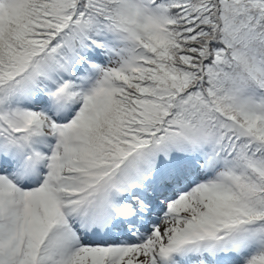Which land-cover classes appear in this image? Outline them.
Masks as SVG:
<instances>
[{
    "label": "snow or ice",
    "instance_id": "obj_1",
    "mask_svg": "<svg viewBox=\"0 0 264 264\" xmlns=\"http://www.w3.org/2000/svg\"><path fill=\"white\" fill-rule=\"evenodd\" d=\"M0 264H264V0H0Z\"/></svg>",
    "mask_w": 264,
    "mask_h": 264
}]
</instances>
